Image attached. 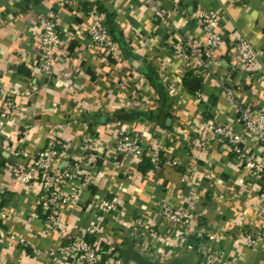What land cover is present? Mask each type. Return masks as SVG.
I'll list each match as a JSON object with an SVG mask.
<instances>
[{
  "label": "crops",
  "instance_id": "obj_1",
  "mask_svg": "<svg viewBox=\"0 0 264 264\" xmlns=\"http://www.w3.org/2000/svg\"><path fill=\"white\" fill-rule=\"evenodd\" d=\"M160 2L165 13L155 19L143 0H0V264H82L58 252L63 239L47 223L38 192L9 172L16 162L11 149L37 153L52 132L73 154L83 141L94 149L89 184L62 217L72 233L105 248V264H197L206 247L217 264H264V238L256 248L245 240L246 234H264V171L250 175L226 143L205 130L208 121L241 130L236 103L264 110V0ZM90 8L108 26L114 53L96 54L86 33ZM51 10L69 33L61 71L47 78L36 69L34 34L38 18ZM211 10L220 16L224 38L215 54L219 63L191 88L189 65L172 46L185 35L202 40L198 17ZM234 34L258 50L259 70L231 67L227 51ZM10 100L17 108L5 116ZM157 130L163 157L178 165L155 171L147 158L112 151L122 131L137 132L149 144ZM243 143L264 162L255 140L246 135ZM113 196L116 219L97 207ZM192 199L194 217L184 233L158 215L163 200L190 208ZM136 217L158 227L136 228Z\"/></svg>",
  "mask_w": 264,
  "mask_h": 264
},
{
  "label": "built area",
  "instance_id": "obj_2",
  "mask_svg": "<svg viewBox=\"0 0 264 264\" xmlns=\"http://www.w3.org/2000/svg\"><path fill=\"white\" fill-rule=\"evenodd\" d=\"M152 9L155 19L164 16V7L160 0H143ZM86 33L93 43L96 54L114 53L115 42L108 26L94 8L86 11ZM220 16L214 10L203 12L198 17V23L205 36L202 40H194L190 35L183 36L172 46L175 57L189 65L191 77L205 78L213 66L217 65L216 50L223 44L224 38L219 32ZM69 30L59 24V16L55 10L49 11L37 20L35 41L39 51L36 69L39 74L51 78L61 71L63 55L61 47ZM227 57L232 68L244 73L259 70V52L251 41L242 34H234L229 41ZM35 89V87H32ZM230 98L231 91L228 90ZM198 95H200L198 93ZM17 104L8 101L5 116L16 111ZM241 115V130L237 131L228 124H216L208 121L205 130L210 139L222 140L232 153L234 160L252 176H259L264 171V162L256 159L244 146V136L249 135L264 149V110L250 104L236 103ZM162 131L157 130L153 141L144 144L137 132L122 131L113 144L112 151L130 158H147L155 171L162 170L167 165H178L177 160L164 158L163 149L159 145ZM170 135V133H168ZM69 142L64 141L56 132L50 133L45 147L32 153L24 146H15L11 154L16 162L9 166L12 177L38 192L42 213L47 223L59 231L63 243L59 253L77 258L82 264H105L106 251L101 245L88 241L84 236L72 233L65 225L63 212L67 206L79 202L93 173L94 149L86 142H80L73 154ZM264 196V195H263ZM190 208H174L167 200L157 205V212L165 221L179 225L180 232L188 227L194 217L195 199ZM118 199L116 196L106 197L97 203L98 209L104 214H110L114 219L119 216ZM136 228L158 227L150 224L142 217L132 220ZM264 234H246L248 246L256 248ZM39 254V251H35ZM49 255H55L54 251ZM213 250H202L197 264H217Z\"/></svg>",
  "mask_w": 264,
  "mask_h": 264
},
{
  "label": "water",
  "instance_id": "obj_3",
  "mask_svg": "<svg viewBox=\"0 0 264 264\" xmlns=\"http://www.w3.org/2000/svg\"><path fill=\"white\" fill-rule=\"evenodd\" d=\"M198 83H199V79L193 77L191 78L188 84L191 88H195L198 85Z\"/></svg>",
  "mask_w": 264,
  "mask_h": 264
},
{
  "label": "trees",
  "instance_id": "obj_4",
  "mask_svg": "<svg viewBox=\"0 0 264 264\" xmlns=\"http://www.w3.org/2000/svg\"><path fill=\"white\" fill-rule=\"evenodd\" d=\"M148 160V159H147ZM148 162H149V160H148ZM150 164V163H149ZM151 165V164H150ZM151 167V166H150ZM152 168V167H151ZM45 217V216H44ZM103 249H105L104 247H103Z\"/></svg>",
  "mask_w": 264,
  "mask_h": 264
}]
</instances>
